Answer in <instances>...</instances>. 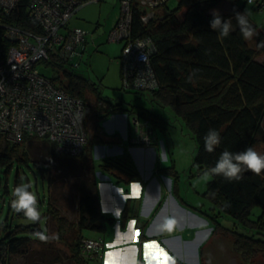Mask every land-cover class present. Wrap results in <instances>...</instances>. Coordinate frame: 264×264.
Wrapping results in <instances>:
<instances>
[{
    "label": "trees",
    "instance_id": "1",
    "mask_svg": "<svg viewBox=\"0 0 264 264\" xmlns=\"http://www.w3.org/2000/svg\"><path fill=\"white\" fill-rule=\"evenodd\" d=\"M179 1L177 8L158 16L155 12L147 20L144 19L147 9L136 0L132 5L130 38H150L153 42L150 61L158 87L140 89L132 84L126 86L122 61L121 71L125 89L150 92L154 101L164 107L170 106L184 119L197 143L194 164L199 170H206L215 165L224 150L238 152L264 143V58L261 57L264 55V29L258 30V24L249 18L259 34L252 44L245 40L235 18V12H243V7L236 4L238 0H231L230 10L219 14L222 22L229 19L235 30L230 31L228 37H220L219 31L210 26L213 19L211 10L216 7L218 10L226 0ZM246 4L245 0L243 6ZM27 6L28 0H19L9 15L0 7V53L13 43L5 36L6 25L40 30L29 17ZM183 6L186 7L184 14L179 16ZM253 6L264 11L262 3ZM42 63L52 68L53 75H45L72 96L83 99L89 141L80 156L60 153L57 144L46 138L24 136L21 143H0V163L7 167L6 172L14 159L27 165L32 160L36 166H41L49 179L47 202L38 198L39 209L46 208V227L42 228L40 223L15 226L0 240V255L4 264H12V256L27 254L32 240H38L34 238V232L42 230L48 233V220L54 218L58 240L69 247L70 260L74 264H90L101 260V256L85 250V240L90 236L85 235L84 230L95 231L98 236L93 239L102 240L116 221L113 215L102 210L94 154L97 146L104 147L110 143L108 137L119 138L120 133H108L103 121L112 113L121 112L129 121L133 116L145 119L146 125L150 122L151 128L156 130L166 120L149 109L136 108L122 100L106 99L92 79L78 73L77 69L67 67L56 55L52 54ZM91 94L96 97L94 103L90 100ZM210 128L219 131L222 138L221 144L211 153L205 151L203 139ZM132 162L127 155L105 156L98 166L109 171L123 170L135 179L139 173L137 169L129 171L128 166L133 167ZM59 177H71L74 181L67 187L65 183L57 182ZM173 183L176 191L178 182L174 178ZM203 195L211 204L190 206L208 218L213 234L221 231L232 234L236 250L242 251L246 259L259 253L264 255V171L260 175L246 171L241 180L232 182L222 176H214ZM70 196L77 203L78 219L75 220L69 219L59 205ZM133 209L128 200L122 218L133 216ZM18 215L23 216L22 213ZM222 217L229 223H223ZM9 226L6 224L4 228ZM53 251L47 249L42 254L45 259L48 256L50 260L58 261L61 256ZM174 264L185 263L176 259Z\"/></svg>",
    "mask_w": 264,
    "mask_h": 264
},
{
    "label": "rangeland",
    "instance_id": "2",
    "mask_svg": "<svg viewBox=\"0 0 264 264\" xmlns=\"http://www.w3.org/2000/svg\"><path fill=\"white\" fill-rule=\"evenodd\" d=\"M244 1L245 0H238L236 4L243 7L242 11L248 8L251 13L249 18L258 24V30H263L264 11L258 10L253 6V4H246L243 6ZM179 2V0H168L166 6H163L156 11L155 16L165 14V12L177 8ZM229 4H231V0H226L219 5V9L228 11L231 8V5ZM185 8V6L181 8L179 16L184 14ZM121 13V0H89L70 19V26L81 27L88 32L86 52L84 59L77 67V72L92 79V81L97 84V87H99L101 95L106 99L114 102L122 100L124 103L133 104L136 108L143 107L149 109L165 118L166 121L163 122L164 125H158L156 129L158 145H154L155 158L158 160L157 164L160 168L165 169V171L163 170V174L158 173L153 178H156L159 182L160 188L164 187L165 189L171 188L168 186V182L165 177L169 178L172 186L174 184L173 178L176 179L178 182L179 195L184 197L189 204L195 206H208L211 202L207 201L203 195L207 189L208 183L199 180L201 174L205 170H199L197 165L194 164L197 143L194 138L193 131L186 124L184 119L174 111V109L170 106L164 107L154 101L150 92L125 89L124 87L121 71V56L124 42L110 41L111 31L119 20ZM254 37L247 41L251 44L254 43ZM261 57L264 58V55ZM38 67L43 73L49 76L53 75L51 67L45 66L44 64H39ZM90 100L94 103L96 102V97L91 94ZM105 120L103 122H105ZM109 123L111 125L115 124V122L111 121H109ZM109 123L107 125H109ZM131 125L132 127H129V125L127 126V122L126 124L123 123L122 128L117 130L122 136V143H117L113 146L110 145L111 148H106L107 150L105 153L104 147L97 146L94 155L98 169V165L103 156L111 155V153L116 152H121L120 155L129 156V158L135 162L131 147H129V137L130 135L137 136L138 131L135 130L133 123H131ZM123 130L124 132L122 133ZM125 133L129 136L128 138H125ZM254 149L257 152L264 154V143L257 144ZM132 164L133 167L130 164L128 166L130 172L137 169V165H135L136 163L134 164L132 162ZM6 170L7 167L0 163V226H2L0 230V240L4 238L7 232L12 230L15 226L20 224H32L27 221L24 216H19L18 213L14 212L11 208V201L13 199L12 192L18 184L22 182H31L33 185L31 190L34 191L38 198H41V200L45 203L47 202L49 196V179L41 169V166H36L32 160L29 161L27 165L14 159L9 167V170L7 172ZM98 172H101V174L107 173V171L103 172V170L100 169ZM110 174L112 175L111 172ZM113 175L115 176V174ZM97 176L100 180L99 182L102 183L103 177L98 174ZM114 176L113 179L117 183ZM111 179L112 177L109 180ZM73 181L74 180L71 177L66 179L59 177L57 180L59 184L65 183L68 185L67 187H69V184H72ZM174 191L175 190L173 188L170 193L177 197V194ZM178 198L179 197H177V199ZM137 200L139 199H136L134 209L136 208ZM169 202L174 207V201L169 199ZM59 205L62 212L66 214L69 219H78L77 203L72 196L68 197L67 200L61 201ZM40 211L42 213L40 225L42 228H45L46 218L44 213L46 208L43 206L40 208ZM53 219L54 218H51V221L48 220L49 224L47 234L49 235H57L56 220L54 221ZM187 219V221L192 222L198 221L195 217L190 216H187ZM221 221L225 224L229 223L224 217H222ZM6 224L10 226L4 228ZM84 233L90 237L98 236L95 231L91 230H84ZM209 235L210 232L206 236V239ZM197 243V239L193 241V244ZM47 249L54 250L53 252L58 253L61 258L58 261H53L47 256L45 259L42 252ZM199 249L200 248L198 247V261H200ZM69 256V247L65 245L64 242H60L58 239H55L50 243L32 240L31 250L25 255L12 256V264H74V262L70 260ZM202 260H204L203 262L205 264H264V255L263 253H259L254 258H244L243 252L236 250L234 246L233 235L230 233H222L221 231L218 234L212 233L211 237L206 241L202 248ZM96 262L97 261H93L91 264H97Z\"/></svg>",
    "mask_w": 264,
    "mask_h": 264
},
{
    "label": "built area",
    "instance_id": "3",
    "mask_svg": "<svg viewBox=\"0 0 264 264\" xmlns=\"http://www.w3.org/2000/svg\"><path fill=\"white\" fill-rule=\"evenodd\" d=\"M88 1L28 0L29 17L40 30L6 25L5 36L13 43L0 53V143H21L24 136H32L55 142L64 155L83 154L89 141L83 99L72 96L38 66L52 54L67 67L77 69L81 64L88 32L70 26L69 21ZM133 1L121 0L122 13L111 31L110 41H124L122 64L126 86L157 88L150 61L153 42L150 38H130ZM136 1L147 9L144 17L147 20L168 0ZM18 3L19 0H0V7L9 15ZM261 3L264 10V0H254L253 4ZM138 141L150 143L151 137L142 135ZM84 244L87 252L101 256L102 240L88 238ZM4 263L0 255V264Z\"/></svg>",
    "mask_w": 264,
    "mask_h": 264
},
{
    "label": "crops",
    "instance_id": "4",
    "mask_svg": "<svg viewBox=\"0 0 264 264\" xmlns=\"http://www.w3.org/2000/svg\"><path fill=\"white\" fill-rule=\"evenodd\" d=\"M220 11L225 10L219 9L218 6V12ZM106 120L103 125L108 133L120 130L123 123L126 124L127 122L129 127H132L131 123L134 124L135 130L138 131L137 136L130 135L128 137L130 139L129 147H131L135 160L133 163L137 165L139 177L133 179L130 173L123 170L109 171L99 167L103 172L107 171V173L102 174V183L98 179L102 210L113 215L116 221L103 235L101 260L94 261H97V264H161V261L166 258V264H174L176 259L185 264H202L200 250L212 235V224L206 216L196 210L195 207H191L187 200L179 195V188L174 191L179 200L170 193L173 186L168 177L165 179L171 188L166 189L160 188L159 182L153 178L158 173L163 174L154 154V145H158L156 130L151 128L150 122L146 125V120L137 119L136 116H133L129 121L127 116L121 112L112 113ZM109 121L115 122V124L111 125ZM137 122L146 125V127L144 129L139 128ZM108 123L109 125H107ZM142 135H149L151 142L138 141ZM108 140L110 143L104 146V153L114 144L122 143V136L120 135L119 138L108 137ZM120 154L121 152H116L107 156L114 157L120 156ZM99 169L97 167V171ZM104 175H109L112 179L109 180L110 178L108 179ZM136 199H139L140 202L138 210L133 209V216L123 219L122 213L127 201L130 200V204L134 206ZM169 199L174 201L175 208L170 204ZM169 216H174L177 219L178 227L172 233L161 232L160 224L165 217ZM187 216L195 217L198 221H187ZM206 230H209L208 233L210 232L209 237L206 239L207 233L204 238L199 240ZM193 239H197L198 243L193 244ZM198 247L200 248V261L197 257Z\"/></svg>",
    "mask_w": 264,
    "mask_h": 264
},
{
    "label": "clouds",
    "instance_id": "5",
    "mask_svg": "<svg viewBox=\"0 0 264 264\" xmlns=\"http://www.w3.org/2000/svg\"><path fill=\"white\" fill-rule=\"evenodd\" d=\"M247 5H252L254 0H246ZM235 11V10H234ZM213 19L210 21L212 29L219 31L220 37H228L230 31H234L233 25L229 19L222 22V18L218 10H211ZM250 10L246 8L243 12H235V18L239 27L240 33L245 40H249L254 36H258V32L250 23ZM204 139L205 151L211 153L221 144V134L214 128H210ZM250 171L253 174L260 175L264 171V154L257 152L253 147L248 146L238 152L224 150L221 152L215 165L206 169L200 176L199 180L205 183L210 182L214 176H222L225 180L239 181L243 178V174ZM33 185L31 182H22L18 184L13 192L11 208L14 212L26 218L27 221L36 224L42 220V213L39 209V200L37 194L32 191ZM178 227V221L174 216L165 217L160 224L161 232L172 233ZM34 238L43 243H50L58 239L56 234H47L46 231L37 230L34 232ZM161 264H166L165 260Z\"/></svg>",
    "mask_w": 264,
    "mask_h": 264
},
{
    "label": "water",
    "instance_id": "6",
    "mask_svg": "<svg viewBox=\"0 0 264 264\" xmlns=\"http://www.w3.org/2000/svg\"><path fill=\"white\" fill-rule=\"evenodd\" d=\"M125 115H126V114H125ZM137 123H138V122H137ZM138 126H139V128L144 129L146 125H144V124H139V123H138ZM97 174H98V175H101V176L103 177V175L101 174V172H97ZM105 176H106V178H108V179L110 178L109 175H104V177H105ZM139 203H140L139 200H137V204H136V208H135L136 210H138Z\"/></svg>",
    "mask_w": 264,
    "mask_h": 264
},
{
    "label": "bare ground",
    "instance_id": "7",
    "mask_svg": "<svg viewBox=\"0 0 264 264\" xmlns=\"http://www.w3.org/2000/svg\"><path fill=\"white\" fill-rule=\"evenodd\" d=\"M208 231H209V230L204 231V234L200 237L199 240H201L202 238H204V237L206 236V234L208 233Z\"/></svg>",
    "mask_w": 264,
    "mask_h": 264
}]
</instances>
